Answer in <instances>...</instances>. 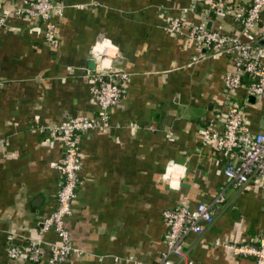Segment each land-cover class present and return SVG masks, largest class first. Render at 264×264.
I'll use <instances>...</instances> for the list:
<instances>
[{
    "label": "crops",
    "instance_id": "obj_1",
    "mask_svg": "<svg viewBox=\"0 0 264 264\" xmlns=\"http://www.w3.org/2000/svg\"><path fill=\"white\" fill-rule=\"evenodd\" d=\"M29 1L0 0V13L8 14L0 27V264H46L58 241L52 230H39L55 207L62 152L49 127L97 113L92 49L122 61L128 80L107 109L106 127L78 139V181L64 218L73 248L66 264H154L164 250L161 210L207 202L219 190L225 201L214 222L188 235L184 249L192 264H252L224 245L264 235V196L254 183L226 185L224 159L212 141H201L207 118L223 107L222 76L232 64L225 56L190 63L191 40L166 29L176 17L199 22L197 0H52L63 4L51 17L52 44L43 40L42 23L12 16ZM232 99L245 105L253 131L264 127V102L244 89ZM32 239L37 261L6 256L7 244Z\"/></svg>",
    "mask_w": 264,
    "mask_h": 264
},
{
    "label": "built area",
    "instance_id": "obj_2",
    "mask_svg": "<svg viewBox=\"0 0 264 264\" xmlns=\"http://www.w3.org/2000/svg\"><path fill=\"white\" fill-rule=\"evenodd\" d=\"M195 4L199 22L176 17L168 21L166 29L171 33L185 34L191 40L190 63L206 57L225 56L232 64V69L222 76L220 95L223 107L207 118L201 130V141H212L216 153L224 159L222 174L226 185L243 189L254 183L264 196V127L253 131L245 115V105L231 100L237 89H244V95L264 102V0H197ZM62 8L61 2L32 0L21 4L11 14L15 18L26 16L42 23L43 40L52 44L55 27L51 17L58 15ZM7 17L8 14L0 13V27L6 24ZM219 19L226 21L230 30H225L218 23ZM206 20H209V26H205ZM90 55L95 58V65L88 74L97 113L68 117L49 127L62 152L55 163L59 178L55 207L41 221L39 229L40 233L52 230L58 237V241L50 246L46 264H66L73 251L64 228V218L70 212L78 181V139L106 127L107 109L117 104L127 88L126 72L111 65V56L105 50L92 49ZM224 201L222 190H219L207 202L193 206L182 203L161 210L160 218L165 228L164 250L154 264H192L189 252L184 249L186 237L190 234L199 236L210 227L216 207L223 205ZM37 244L34 239L26 246L7 244L6 256L37 261ZM224 246L235 256L251 257L252 264H264V235L238 244L225 243Z\"/></svg>",
    "mask_w": 264,
    "mask_h": 264
},
{
    "label": "water",
    "instance_id": "obj_3",
    "mask_svg": "<svg viewBox=\"0 0 264 264\" xmlns=\"http://www.w3.org/2000/svg\"><path fill=\"white\" fill-rule=\"evenodd\" d=\"M111 65L115 68H121L122 67V61H119L118 58H114L112 59L111 61ZM248 98H251V96H248ZM40 198L38 199H35L36 200H39Z\"/></svg>",
    "mask_w": 264,
    "mask_h": 264
}]
</instances>
